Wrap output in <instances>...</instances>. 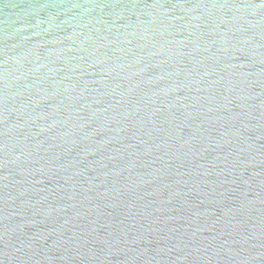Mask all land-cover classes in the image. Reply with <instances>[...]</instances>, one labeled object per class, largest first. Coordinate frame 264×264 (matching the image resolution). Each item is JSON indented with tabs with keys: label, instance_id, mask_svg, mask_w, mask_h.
I'll list each match as a JSON object with an SVG mask.
<instances>
[{
	"label": "water",
	"instance_id": "water-1",
	"mask_svg": "<svg viewBox=\"0 0 264 264\" xmlns=\"http://www.w3.org/2000/svg\"><path fill=\"white\" fill-rule=\"evenodd\" d=\"M0 264H264V0H0Z\"/></svg>",
	"mask_w": 264,
	"mask_h": 264
}]
</instances>
